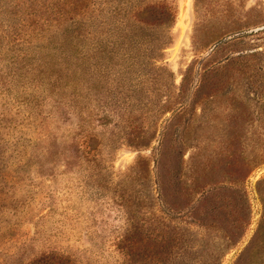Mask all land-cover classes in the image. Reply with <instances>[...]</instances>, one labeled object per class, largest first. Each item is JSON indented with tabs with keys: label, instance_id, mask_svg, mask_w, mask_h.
<instances>
[{
	"label": "rangeland",
	"instance_id": "374dc122",
	"mask_svg": "<svg viewBox=\"0 0 264 264\" xmlns=\"http://www.w3.org/2000/svg\"><path fill=\"white\" fill-rule=\"evenodd\" d=\"M173 239L264 264V0H0V264Z\"/></svg>",
	"mask_w": 264,
	"mask_h": 264
},
{
	"label": "trees",
	"instance_id": "16d2710c",
	"mask_svg": "<svg viewBox=\"0 0 264 264\" xmlns=\"http://www.w3.org/2000/svg\"><path fill=\"white\" fill-rule=\"evenodd\" d=\"M156 5V4H155ZM161 9H166L168 10L167 6L164 5V4H158ZM143 11H146V8L143 9ZM139 11H137L136 13V16L132 15L131 17L136 21L138 22L139 21V17H138V14ZM127 16H126V20H127ZM115 17H106V22L109 20H114ZM88 21V20H87ZM86 21V23H87ZM103 22V21H102ZM127 23H128V20H127ZM139 28L140 25L138 26ZM84 36V40H87L90 39L88 38V34H83ZM159 226L161 227L159 231H161L162 228H168V225H165V223L161 222V223H158ZM177 230H179L177 227H173L172 229V232H174L176 235H177ZM185 242L182 246V249H179L178 253L176 251H173L172 248L176 249L177 247L173 246L174 245V239L172 240L171 244H170V251L169 254H170V258H171V263L170 264H199V260L195 257L196 256V251H200L202 250V248H199L201 247V245H198V247H194L192 243H190L191 241H183ZM206 246V245H205ZM206 249L208 250V248L206 247ZM214 254V255H213ZM209 260H208V264H218V247H215V249H213V251H211L209 253Z\"/></svg>",
	"mask_w": 264,
	"mask_h": 264
}]
</instances>
